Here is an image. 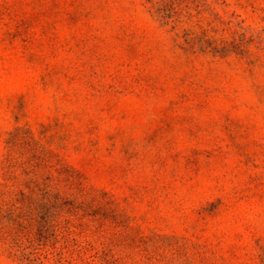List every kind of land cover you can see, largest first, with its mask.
<instances>
[{
    "label": "rangeland",
    "instance_id": "374dc122",
    "mask_svg": "<svg viewBox=\"0 0 264 264\" xmlns=\"http://www.w3.org/2000/svg\"><path fill=\"white\" fill-rule=\"evenodd\" d=\"M0 264H264V0H0Z\"/></svg>",
    "mask_w": 264,
    "mask_h": 264
}]
</instances>
